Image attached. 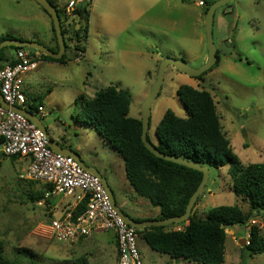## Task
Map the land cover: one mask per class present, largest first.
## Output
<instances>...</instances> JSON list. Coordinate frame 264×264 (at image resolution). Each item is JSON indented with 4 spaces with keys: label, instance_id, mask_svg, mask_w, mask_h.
<instances>
[{
    "label": "rangeland",
    "instance_id": "1",
    "mask_svg": "<svg viewBox=\"0 0 264 264\" xmlns=\"http://www.w3.org/2000/svg\"><path fill=\"white\" fill-rule=\"evenodd\" d=\"M83 1L89 4L90 21L81 62L68 64L66 69H47V64H42L25 79V86L29 85L31 95L42 97L44 125L51 139L55 142L60 135L86 164L91 159L96 161L99 172L107 178L116 205L124 213L131 218H136L134 212L153 219L156 208L130 187L121 158L104 138L77 123L75 109L80 108L82 96L92 98L97 90L115 85L131 94L129 117L141 119L142 104L164 59H182L191 69H199L207 62L202 10L178 0H142V11L138 13L124 10L125 0ZM226 6L214 14L213 42L216 47L221 43L232 47L237 59L219 55L218 65L199 79L167 67L160 92L150 108L146 137L151 145H156L154 129L166 110L179 118L185 117L176 91L181 85H189L212 96L222 131L240 162L260 164L264 163V2L232 0ZM39 9L34 0H0V35L26 38L22 28L26 33L29 28L40 35L47 34L46 25L31 16ZM25 170L26 165L20 159L10 161L0 156L3 256L17 264H117L109 235L102 232L76 245L51 242L37 234V226L48 222L52 213L47 205L39 207L30 200V195L43 192L46 187L22 179ZM230 189L228 166L210 169L194 214L203 219L209 210L222 205L247 211L248 207ZM250 226L258 227L264 240V214L230 227L226 231L229 233L224 245V264H264V253L252 256L240 245L248 240ZM183 227L174 225L169 229ZM137 247L143 264H193L152 252L140 239Z\"/></svg>",
    "mask_w": 264,
    "mask_h": 264
},
{
    "label": "trees",
    "instance_id": "2",
    "mask_svg": "<svg viewBox=\"0 0 264 264\" xmlns=\"http://www.w3.org/2000/svg\"><path fill=\"white\" fill-rule=\"evenodd\" d=\"M48 1L60 18L66 45L64 55L59 60H53L31 49L23 50L38 53L42 60L64 64L73 60L77 52H85L90 17L89 4L81 2L75 5L74 19H70L65 14L68 2L66 5H61L55 0ZM180 1L190 2V0ZM214 1L207 2L202 8L203 17ZM39 8L50 19L45 10L41 6ZM50 26L55 42L54 52H57L58 44L51 19ZM8 39L25 41L9 34L0 35V43ZM68 42L74 45L72 47L74 54L70 56L67 55ZM20 49L15 47L1 49L0 69L5 64H14L15 53ZM219 55L222 54L217 52V61L211 69L218 65ZM176 96L185 110V117L179 118L172 111L166 110L154 129L156 145L153 144V147L160 153L206 166L209 170L228 166L230 190L248 207V210L243 211L238 206L222 205L212 208L201 219L194 214L200 195L186 225L172 224L166 227L135 230V232L137 238L142 240L152 252L166 255L172 260L182 259L193 264H224L226 231L234 225H243L253 216L264 214V163L243 165L234 155L229 139L222 131L215 103L209 92L189 85H181L176 91ZM27 100L32 112H37V108L42 107L40 95L27 97ZM130 102L131 94L128 89L110 85L97 90L92 98L82 96L80 108L75 109V120L107 141L123 161L125 178L136 195L158 209L155 218H133L135 221L179 217L184 214L191 195L202 180V174L156 158L148 152L140 139L142 130L140 119L129 117ZM8 158L10 161L19 159L18 156ZM43 194L44 190L32 194L30 200L40 201L43 199ZM51 202L52 200H46V205H50ZM83 210L84 205L81 204L76 208L74 215L78 216ZM174 225L184 227L180 230H170L169 228ZM259 232L260 229L255 226H250L248 229V240H244L243 249L249 255L264 253V240ZM0 264H17L3 256L1 241Z\"/></svg>",
    "mask_w": 264,
    "mask_h": 264
},
{
    "label": "built area",
    "instance_id": "3",
    "mask_svg": "<svg viewBox=\"0 0 264 264\" xmlns=\"http://www.w3.org/2000/svg\"><path fill=\"white\" fill-rule=\"evenodd\" d=\"M211 0H197L203 8ZM75 2L68 1L65 14L74 18ZM83 53L73 59L80 62ZM16 62L0 69V95L9 107H17L37 115L42 121L46 114L42 107L37 112L29 109L23 90V78L41 64L39 55L20 49L15 53ZM0 156L27 159L28 166L22 179L41 183L43 199L37 206H45L46 200L60 199L64 207L62 216L41 222L37 234L48 241L76 244L96 232L112 233L116 242L117 264H143L137 247L135 229L128 226L113 210L106 191L98 177L83 170L70 156L54 153L48 147L45 134L23 115L4 109L0 105ZM84 210L75 216L76 208ZM52 202L48 207H51ZM179 230V229H178Z\"/></svg>",
    "mask_w": 264,
    "mask_h": 264
},
{
    "label": "water",
    "instance_id": "4",
    "mask_svg": "<svg viewBox=\"0 0 264 264\" xmlns=\"http://www.w3.org/2000/svg\"><path fill=\"white\" fill-rule=\"evenodd\" d=\"M39 6H41L45 12L49 15L53 30L55 32V36L57 39L58 44V51L52 52L48 50L45 46L36 43V42H29V41H22L19 39H8L5 41H2L0 43V50L6 47H15V48H21V49H31L33 51H36L38 53H41L44 56H47L53 60H59L65 53V40L64 36L62 35V29H61V23L60 18L53 7V5L48 0H34ZM192 2H195L197 0H191ZM232 0H215L209 8L206 11V14L204 16V24H205V35H206V42L208 47V60L207 62L199 69H191L184 60L182 59H173V58H166L164 59L158 68L156 80L154 83V86L149 93V95L146 97L142 104V111H141V142L144 146V148L150 152L152 155H154L156 158L162 159L164 161H168L192 170H196L202 174V180L200 184L198 185L197 189L194 191V193L191 195L187 205L186 209L183 215L179 217H173L169 219H163V220H147V221H141L137 222L130 216L126 215L115 203V199L113 196V193L106 181V179L95 169L94 167L87 166L85 163L80 159V156L73 151L62 149L59 147L51 138L50 135L47 132V129L43 122L37 117V115L30 113L28 111L19 109L17 107H9L2 99L0 95V105L4 109H9L12 112L19 113L23 115L25 118H27L31 123L35 124L36 127L41 130L48 141V147L56 154L65 155L72 157L78 165L85 171L90 172L91 174L95 175L99 178L101 184L103 185L106 194L110 200V204L113 208V210L116 212V214L125 222L128 226L134 228L135 230H143V229H149L152 227H166L172 224H183L188 223L189 218L192 213V209L194 205L197 202L198 197L203 193L205 185L208 180L209 176V168L206 166H200L197 165L191 161L176 158L174 156L165 155L163 153H160L157 151L153 145L147 140L146 132L149 126V119H150V108L155 100V98L158 96L161 85L163 83L164 73L167 69V67L171 66L175 70L179 71L180 73H184L187 76H190L192 78H197L204 74L206 71H209L216 63L217 57L216 53L219 52L222 55H225L229 57L230 59L236 60L237 56L233 52V48L228 46L226 43H221L219 47H216L213 42V34H212V28H213V18L214 14L217 11V9L226 6L228 3H230ZM241 246H244V241L240 243Z\"/></svg>",
    "mask_w": 264,
    "mask_h": 264
},
{
    "label": "crops",
    "instance_id": "5",
    "mask_svg": "<svg viewBox=\"0 0 264 264\" xmlns=\"http://www.w3.org/2000/svg\"><path fill=\"white\" fill-rule=\"evenodd\" d=\"M55 1H57V0H55ZM61 1V0H60ZM69 1V0H68ZM68 1H61L59 4H61V5H66V3L68 2ZM181 4H183V5H190V4H193L195 7H198L197 5H196V3L195 2H192L191 0H190V2H181L180 0H178ZM58 2V1H57ZM73 2H75V5L77 6V5H79L81 2H84L83 0H73ZM142 0H125V11H135V13H138L137 11H142ZM198 8H200V7H198ZM40 11H34V13L33 14H31V16H32V18H34V19H37V20H39V21H42L45 25H46V28L45 29H47V34H44V35H40V34H38L36 31H34V30H32L31 31V29H29L28 28V30H27V33L24 31V28H22V33L25 35V37L26 38H20V39H23V40H25V41H29V42H36V43H39V44H41V45H43V46H45L48 50H50V51H52V52H54V50H55V42L53 41V37H52V33H51V26H50V19H48V21H47V17H45L46 15L43 13V11L41 10V9H39ZM201 10H202V8H201ZM42 12V13H41ZM90 13V12H89ZM44 18L46 19V21L44 22ZM202 18H203V16H202ZM72 19H74V18H72ZM90 21V20H89ZM30 34V35H29ZM13 36V35H12ZM13 37H15V38H19V37H16V36H13ZM200 40H201V38H200ZM70 42H68V46H69V49H67V55L68 56H70V54L72 55V54H74V52L72 51V47L70 46ZM72 45V44H71ZM85 51H86V48H85ZM34 54H37V55H39L38 53H34ZM84 54H85V52L83 53V56H84ZM207 59V57L205 56V58H204V60H206ZM41 64H39L38 65V67L40 66V65H42V64H47V69H55L56 67H60V68H64V69H66V68H68V64H75V63H77V62H74L73 60H70V61H68L67 63H64V64H59V63H56V62H51V61H47V60H42L41 59ZM80 62H81V60H80ZM80 62H78V63H80ZM38 67H37V69H38ZM70 68V67H69ZM36 69V70H37ZM71 69V68H70ZM31 73V72H30ZM30 73H28L26 76H25V78H24V80H23V90H24V93H25V96H26V98L27 97H32V96H34V95H31L29 92H28V90L30 89V87H29V85H27V87L25 86V79L26 78H30ZM42 108H43V111H44V106H43V103H42ZM46 120H50V118H47L46 117ZM42 122H43V124H44V120H42ZM51 138V137H50ZM150 141V140H149ZM151 142V141H150ZM55 143L59 146V147H61L62 149H67V150H70V151H73L72 150V148L69 146V144L63 139V137L62 136H58V138H57V140H55ZM152 143V142H151ZM73 152H75V151H73ZM80 156V155H79ZM21 161H23L24 162V164L26 165V168H27V166H28V160L27 159H23V158H19ZM26 161V162H25ZM96 161L95 160H90V163L88 164L87 163V166H91V167H94L95 169H98V166H97V164L95 163ZM86 163V162H85ZM97 171H99V170H97ZM100 173V172H99ZM101 174V173H100ZM102 175V174H101ZM60 204V200H57V201H52V205H51V207H50V209H51V218H59V217H61L62 216V213H63V211H64V207H62V206H60L59 205ZM197 207H198V205H197ZM126 214V213H125ZM133 214L136 216V219H152V218H150V217H152V216H140V214H138V213H134L133 212ZM126 215H128V214H126ZM158 215V209L156 208L155 209V215L153 216L154 218L156 217ZM129 216V215H128ZM140 217H143V218H140ZM229 233V232H228ZM227 233V234H228ZM104 234H107V235H109L108 237H109V240H110V242L112 243V245L114 246V249L112 250L114 253H115V258H116V261H117V251H116V242H115V238H114V236L112 235V233H104ZM91 237V236H90ZM86 239H88V238H86ZM86 239H82V240H80L79 242H81V241H84V240H86ZM235 240V239H234ZM244 241V240H243ZM79 242H77V243H79ZM236 242V241H235ZM242 242V241H241ZM76 243V244H77ZM76 244H72V245H76ZM185 261V260H184ZM187 262V261H186ZM189 263V262H188Z\"/></svg>",
    "mask_w": 264,
    "mask_h": 264
},
{
    "label": "flooded vegetation",
    "instance_id": "6",
    "mask_svg": "<svg viewBox=\"0 0 264 264\" xmlns=\"http://www.w3.org/2000/svg\"><path fill=\"white\" fill-rule=\"evenodd\" d=\"M80 159L85 163V161L81 158V156H80ZM85 165H87L86 163H85ZM98 170V169H97ZM102 176L106 179V181H107V178H106V176L105 175H103L102 174ZM108 183V182H107ZM109 185V184H108ZM111 189V188H110Z\"/></svg>",
    "mask_w": 264,
    "mask_h": 264
}]
</instances>
